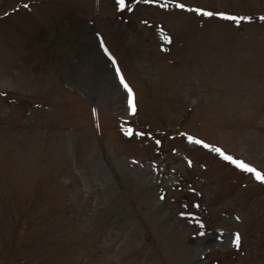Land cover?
<instances>
[{"label": "rangeland", "instance_id": "374dc122", "mask_svg": "<svg viewBox=\"0 0 264 264\" xmlns=\"http://www.w3.org/2000/svg\"><path fill=\"white\" fill-rule=\"evenodd\" d=\"M126 5L0 0V264H264V181L188 139L264 172V0Z\"/></svg>", "mask_w": 264, "mask_h": 264}, {"label": "snow or ice", "instance_id": "6c2138e0", "mask_svg": "<svg viewBox=\"0 0 264 264\" xmlns=\"http://www.w3.org/2000/svg\"><path fill=\"white\" fill-rule=\"evenodd\" d=\"M146 2L158 3L159 0H146ZM117 3H118V6L121 9H124V8L127 7L126 0H117ZM27 6L28 5H25V7H27ZM177 6L180 9H188L189 11H194L196 13H200L202 15H207V16H210V17L214 16V15L215 16H222V17L227 16V13H225V12H221V11H216V12L206 11L203 7L191 8L189 5H187L185 3H178ZM161 7L168 8V5L167 4H162ZM243 19H251V17L250 16H245V17H243ZM262 19H264V17H262ZM121 80H124L123 76H121ZM124 85H125V88H127L128 92L132 94L133 98L129 102L131 103V107H132L133 113H135L136 112V107H137L136 102H135V94L133 93L132 88L128 85L127 81H124ZM141 135H143V133H141ZM185 135H187V134H185ZM188 139L192 140V141H194V142H196L198 144H201L204 147L211 148L213 151L219 152L221 155L224 156V158L226 160L232 161L233 163L237 164L239 167H241L242 169H244V170H246L248 172L255 173L257 179H259L261 181H264V172L259 171L252 164L245 163L243 160H238V159L234 158L233 156L226 154L222 149L216 148L215 146H213L211 144H207L204 140H196V138L192 137V136H188ZM189 163H191V161H189ZM240 239H241L240 234L237 233L236 234L237 246H239V244H240Z\"/></svg>", "mask_w": 264, "mask_h": 264}]
</instances>
